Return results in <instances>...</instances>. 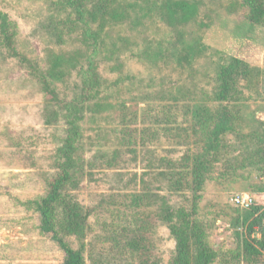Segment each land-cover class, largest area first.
<instances>
[{
    "label": "rangeland",
    "instance_id": "obj_1",
    "mask_svg": "<svg viewBox=\"0 0 264 264\" xmlns=\"http://www.w3.org/2000/svg\"><path fill=\"white\" fill-rule=\"evenodd\" d=\"M191 1H197L198 11L187 27L186 45L199 43L205 51L184 69L170 55L178 50L172 48L174 34L156 13L153 17L147 15V10L141 14L129 11L132 13L129 19L100 22L102 43L108 50L102 47L95 66L107 82L104 92L107 100L97 108L106 111L88 113L83 124L81 155L90 161L98 151L119 149L123 161L117 167L121 170L86 169L79 179L77 196L81 204L90 215L97 208V215L90 217L96 232L112 209L101 213L104 207H100L101 200L111 188L122 189L130 179L118 177L120 172L146 174V186L163 196L173 208L188 207L189 190H170L163 170L143 169L147 163L144 156L155 152L160 158L181 161L202 152V136L196 133L188 110L191 112L199 104L215 109L212 96L218 69L230 58H240L264 71V21L260 24L250 21L244 0ZM57 3L58 0H0V9L16 24L17 47L28 58L41 62L49 51L62 52L74 57L78 68L86 67L91 49L80 30L67 36L66 43L59 47L53 46L48 35L59 27L55 24L59 21ZM165 49L169 56L156 63L144 58L145 51L156 54ZM77 73L78 70L74 71L70 79L57 84L62 98L74 95ZM238 84L241 99L237 130L225 139V154L207 180L198 212L199 221L210 234L207 242L229 253L236 248L231 216L235 210H246L235 200L250 197L264 202V191L258 193L264 190V171L249 165L254 152V147L249 146V136L264 128V75L249 82L240 80ZM173 97L179 101H172ZM43 103V95L29 71L0 49V264H62L64 260L59 248L40 235L38 216L22 205L43 195L46 174L55 172L52 158L61 128L45 124ZM124 108L133 114L130 128L138 129L135 139L124 137L126 129L123 130L120 116L115 113ZM98 234H90L89 240ZM70 241L75 249L79 248L75 239ZM156 244L163 264H169L174 242L166 227L157 229Z\"/></svg>",
    "mask_w": 264,
    "mask_h": 264
},
{
    "label": "trees",
    "instance_id": "obj_2",
    "mask_svg": "<svg viewBox=\"0 0 264 264\" xmlns=\"http://www.w3.org/2000/svg\"><path fill=\"white\" fill-rule=\"evenodd\" d=\"M244 3L249 8L250 21L262 23L264 0H244ZM57 6L59 21L55 24L60 28L54 27L48 34L53 46H61L66 43L67 36L80 30L91 49L86 58V67L78 68L76 59L62 52L49 51L41 62L28 58L17 47L19 31L16 24L1 9L0 49L7 51L29 71V76L44 98L41 111L45 124L61 128L52 158L55 172L46 174L44 194L22 205L38 216L40 235L48 238L63 253L62 264H163L156 244V233L160 227L169 230L174 242V254L169 264H215L220 260L222 264H264V202L255 198L249 209L234 211L231 224L235 230L236 248L233 253L211 246L207 242L210 235L208 228L198 219L199 204L207 180L211 179L215 165L222 161L227 147L225 139L237 130L238 101L241 99L238 83L240 80L249 82L254 77L264 75V71L240 58H230L218 69L212 96L215 109L199 104L191 112L188 110V115L195 122L196 133H201L202 152L188 155L181 161L160 158L155 152L144 156L143 161L147 163L143 169L163 170L170 190H189L191 197L188 207L173 208L163 196L146 186V174L136 172L126 175L120 172L118 177L127 176L130 179L122 189L111 188L101 200L100 207L104 205L101 213L112 209L109 210L110 216H105L101 226L96 227V232L90 217L97 215V208L90 215L81 204L77 196L79 179L86 169L91 172L121 170L117 167L123 161L119 149L98 151L90 161L81 155L83 124L87 115L98 111L97 107L107 100L104 96L107 82L95 66L102 47L108 50L102 43L100 22L114 19L123 21L129 19L132 13L141 14L146 10L147 15L153 17L156 13L174 34L172 48L178 50L170 55L184 69L205 51L199 43L186 45L187 27L194 21L198 5L197 1L191 0H58ZM149 53L145 51L144 58L153 63L169 56L168 49L156 54ZM108 59L113 60L112 57ZM76 70V91L72 98H62L57 84L70 79ZM172 101L178 102L179 98L173 97ZM115 113L120 116L123 130L126 129L124 137L137 138L138 129L130 128L134 122L133 114H129L131 111L124 108ZM249 140V146L254 147V152H251L254 157L251 154L249 165L264 171V128L251 133ZM259 191L261 194L264 190ZM95 233H99L98 236L89 240V235L94 236ZM70 239H75L78 249L73 247ZM227 255L229 258H226Z\"/></svg>",
    "mask_w": 264,
    "mask_h": 264
},
{
    "label": "built area",
    "instance_id": "obj_3",
    "mask_svg": "<svg viewBox=\"0 0 264 264\" xmlns=\"http://www.w3.org/2000/svg\"><path fill=\"white\" fill-rule=\"evenodd\" d=\"M235 203H238L240 207H242L243 209H249L253 203H254V200L250 197H247L246 199H236L235 200Z\"/></svg>",
    "mask_w": 264,
    "mask_h": 264
}]
</instances>
